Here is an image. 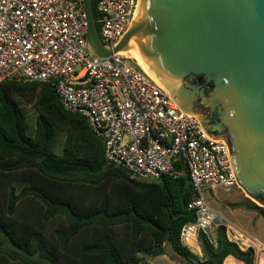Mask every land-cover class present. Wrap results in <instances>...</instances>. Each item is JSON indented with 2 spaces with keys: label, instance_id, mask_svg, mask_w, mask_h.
<instances>
[{
  "label": "trees",
  "instance_id": "trees-1",
  "mask_svg": "<svg viewBox=\"0 0 264 264\" xmlns=\"http://www.w3.org/2000/svg\"><path fill=\"white\" fill-rule=\"evenodd\" d=\"M17 95L39 110L34 134ZM0 173L9 179L0 181V264H140V254L163 256L167 245L187 264H224L229 256L254 264L253 249L240 250L224 226L217 247L201 235L203 259L184 247L181 229L195 220L187 173L147 180L109 163L87 117L67 111L50 82H0ZM17 179L30 185L1 186ZM84 190L99 200L82 203ZM29 200L32 214L23 211ZM246 200L264 218V208Z\"/></svg>",
  "mask_w": 264,
  "mask_h": 264
},
{
  "label": "built area",
  "instance_id": "built-area-1",
  "mask_svg": "<svg viewBox=\"0 0 264 264\" xmlns=\"http://www.w3.org/2000/svg\"><path fill=\"white\" fill-rule=\"evenodd\" d=\"M139 0H99L96 20L104 45L114 47L131 27ZM50 82L61 104L87 117L103 140L109 163L133 177L174 179L192 185L181 243L200 259L201 235L217 247V229L240 250L264 257V243L227 220L208 201L237 181L225 141H214L196 116L184 113L168 92L123 52L90 54L84 0H0V82Z\"/></svg>",
  "mask_w": 264,
  "mask_h": 264
},
{
  "label": "water",
  "instance_id": "water-1",
  "mask_svg": "<svg viewBox=\"0 0 264 264\" xmlns=\"http://www.w3.org/2000/svg\"><path fill=\"white\" fill-rule=\"evenodd\" d=\"M91 55L138 44L178 107L225 141L239 188L264 208V0H139L131 27L104 45L93 0H84Z\"/></svg>",
  "mask_w": 264,
  "mask_h": 264
},
{
  "label": "rangeland",
  "instance_id": "rangeland-1",
  "mask_svg": "<svg viewBox=\"0 0 264 264\" xmlns=\"http://www.w3.org/2000/svg\"><path fill=\"white\" fill-rule=\"evenodd\" d=\"M129 58H132L128 55ZM20 100L21 105L25 108L27 112V120L29 123V131L31 134L35 133L36 130V118L39 114V110L34 106V104L29 102L25 97L17 95ZM65 132H60L58 134L57 143H56V152L61 153L65 141ZM9 180L7 176L0 173V181ZM8 185L14 186L17 191H21L27 185H30V182L23 180H12L9 183L4 182L1 184L4 190H8ZM94 193H87L85 190L82 191L79 195L81 202L86 204L88 200L96 201L99 198L93 196ZM99 195V193H98ZM207 201L209 205L218 211L228 223L236 225L237 227H244L243 231L251 235L252 237L258 238L261 242L264 243V218L258 215L255 211L249 210L247 208L248 196L243 192L238 186L232 187L230 189L219 188L214 193L207 194ZM254 202L253 200H251ZM242 204L239 207H235L237 204ZM255 203V202H254ZM92 204V202L90 203ZM256 204V203H255ZM235 205V206H234ZM22 208V207H21ZM23 211L29 214L34 212V204L31 200L25 201L23 206ZM56 222H53L54 226ZM167 254L159 257H150L145 254H140L141 263L140 264H187L182 259L178 258L172 249L167 245ZM201 250V248H200ZM197 252V251H196ZM194 255H199L195 252H192ZM202 258H204V251L201 250ZM262 258V257H261ZM260 259L258 261L254 259V264H260Z\"/></svg>",
  "mask_w": 264,
  "mask_h": 264
},
{
  "label": "bare ground",
  "instance_id": "bare-ground-1",
  "mask_svg": "<svg viewBox=\"0 0 264 264\" xmlns=\"http://www.w3.org/2000/svg\"><path fill=\"white\" fill-rule=\"evenodd\" d=\"M127 45H129V47H127L126 49H124L121 52H123V54L126 56H128V55L131 56L132 58H130V59H132L136 64H138L147 74H149L158 84H160L162 86V84L152 75V73L150 72V70L146 66L145 62L143 61L142 56H141L140 51H139L138 44L130 40V41H128ZM168 94L170 95L169 92H168ZM170 97L172 98L171 95H170ZM196 250L198 253H201V250L199 247H196ZM224 264H243V263L238 262L236 259H234L232 257H228L225 260ZM260 264H264V257L261 258Z\"/></svg>",
  "mask_w": 264,
  "mask_h": 264
},
{
  "label": "crops",
  "instance_id": "crops-1",
  "mask_svg": "<svg viewBox=\"0 0 264 264\" xmlns=\"http://www.w3.org/2000/svg\"><path fill=\"white\" fill-rule=\"evenodd\" d=\"M257 214H258V213H257ZM235 226H236V225H235ZM239 228L242 229V230H244V229H243L244 227L242 228V227L239 226ZM229 257H232V256H229ZM232 258H234V257H232ZM234 259H235V258H234ZM236 260H237V259H236ZM237 261H238V260H237ZM238 262H240V261H238ZM241 263H243V262H241ZM243 264H244V263H243Z\"/></svg>",
  "mask_w": 264,
  "mask_h": 264
}]
</instances>
